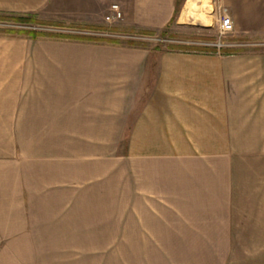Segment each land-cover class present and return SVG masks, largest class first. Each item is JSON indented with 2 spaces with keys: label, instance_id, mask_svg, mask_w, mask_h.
I'll use <instances>...</instances> for the list:
<instances>
[{
  "label": "crops",
  "instance_id": "1",
  "mask_svg": "<svg viewBox=\"0 0 264 264\" xmlns=\"http://www.w3.org/2000/svg\"><path fill=\"white\" fill-rule=\"evenodd\" d=\"M188 1L76 0L72 21L155 34ZM213 5L233 42L264 45V0ZM95 39L0 33V264H89L58 258L57 223L95 208L116 264H264V199L240 197L237 152L222 150L264 143V51Z\"/></svg>",
  "mask_w": 264,
  "mask_h": 264
},
{
  "label": "rangeland",
  "instance_id": "2",
  "mask_svg": "<svg viewBox=\"0 0 264 264\" xmlns=\"http://www.w3.org/2000/svg\"><path fill=\"white\" fill-rule=\"evenodd\" d=\"M72 1L75 2L76 0H50L39 11L25 14L0 11V33L28 35L29 32H34L45 38L57 39L60 37V39H69L79 38L80 36L95 38L94 35H87L86 33L88 31H98V33L110 34V36L99 35L103 38L115 39L121 43L129 41L126 38L112 37L111 34L115 32L112 30L90 29L74 23L72 21L75 17L73 10L75 12L76 7ZM78 1L80 2V0ZM214 1L217 2V0H189L181 15L180 13L175 15L167 28L160 33L142 34L121 31L115 33L117 35L139 34L148 36L150 37L149 40L139 41L137 44H142L149 49H156L158 52L172 50L171 47L173 46L184 50H191L194 47H209L216 48L219 51L223 48L264 51V45L261 47L250 46L253 44L251 42H244L242 43L243 46H223L220 48L212 46L218 40L223 44H237L233 42L235 37L232 33L220 36L218 29L219 11L214 9ZM113 4L116 3L111 2L110 7ZM109 14L110 10L104 15L103 19ZM16 15L29 16L30 20L23 22L11 19ZM114 22L117 21L108 23ZM222 150L225 153L237 152L238 169L243 176L240 178L241 188L243 189L240 197L264 199V143L222 144ZM247 184H250V186ZM101 215V208L98 211L95 208L94 219L82 222H58V258L63 260V258L67 259L70 256L79 255L88 258L89 264H107L108 260L116 264L118 261L114 253L117 254L118 252L119 239L117 237L105 238L101 236L103 230V224L100 220Z\"/></svg>",
  "mask_w": 264,
  "mask_h": 264
},
{
  "label": "built area",
  "instance_id": "3",
  "mask_svg": "<svg viewBox=\"0 0 264 264\" xmlns=\"http://www.w3.org/2000/svg\"><path fill=\"white\" fill-rule=\"evenodd\" d=\"M122 19V13L119 10L118 5L113 4L110 7V14L105 17V20L107 22H112V21H118ZM218 29H219V34L220 36L225 35V34H230L233 32V22L228 14H220L218 17ZM87 35H94L93 37L97 38V36L102 35V36H110L108 33H98V31H88L86 33ZM112 37L115 38H123L127 39L129 41L133 42H139V41H144V40H149L150 37L145 36V35H139V34H124V35H117L115 32L111 34ZM102 36H99L98 38H103ZM238 44H223L218 40L216 43H213L212 46L214 47H223V46H237ZM241 45V44H239Z\"/></svg>",
  "mask_w": 264,
  "mask_h": 264
},
{
  "label": "trees",
  "instance_id": "4",
  "mask_svg": "<svg viewBox=\"0 0 264 264\" xmlns=\"http://www.w3.org/2000/svg\"><path fill=\"white\" fill-rule=\"evenodd\" d=\"M30 17L29 16H19V15H16V16H13V17H11V19H13V20H17V21H23V22H27L28 20H30L29 19ZM30 33V35H32V36H38V34H36V33H34V32H29ZM28 33V34H29ZM79 38H81V39H95V38H91V37H86V36H80ZM102 39V38H101ZM95 40H97V39H95ZM99 40V39H98ZM102 40H109V41H111V39H108V38H103ZM172 48V50L173 49H179L178 47H171ZM182 48V47H181ZM179 50H184V49H179ZM191 50H196V51H218V49H216V48H209V47H194V48H192ZM219 52H221L222 54H228V53H230L231 52V50H229V49H221Z\"/></svg>",
  "mask_w": 264,
  "mask_h": 264
}]
</instances>
